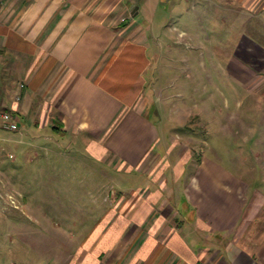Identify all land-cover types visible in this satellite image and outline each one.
Wrapping results in <instances>:
<instances>
[{
  "label": "crops",
  "instance_id": "1",
  "mask_svg": "<svg viewBox=\"0 0 264 264\" xmlns=\"http://www.w3.org/2000/svg\"><path fill=\"white\" fill-rule=\"evenodd\" d=\"M220 3L239 4L245 22L240 48L249 65L230 56L231 68L240 66L235 74L263 89L264 0ZM136 7L135 0H0V108L20 118L17 131L0 123V140L81 143L90 158L144 177V187L117 197L47 264H264L263 107L255 126L226 127L250 144L238 176L204 157L194 163L178 153V142L169 147L150 113L151 41ZM24 151L19 164L25 154L37 156ZM186 176L191 187L172 206L166 192ZM20 256L24 263L13 262L44 264Z\"/></svg>",
  "mask_w": 264,
  "mask_h": 264
},
{
  "label": "rangeland",
  "instance_id": "2",
  "mask_svg": "<svg viewBox=\"0 0 264 264\" xmlns=\"http://www.w3.org/2000/svg\"><path fill=\"white\" fill-rule=\"evenodd\" d=\"M135 1L151 41L153 63L146 93H152L155 106L150 113L166 131L168 146L178 142V153L191 154L194 163L210 159L238 176L239 161L249 153L250 144L235 140L226 127L232 123L241 125L239 130L251 128L262 119L255 110H264V88L258 90L255 82L246 85L236 75L240 66L231 68L229 60L232 56L249 65L241 58L245 22L240 5L233 3L230 10L222 0ZM40 138L27 137L18 147L0 140L3 262L21 263L23 254L32 263L57 261L72 247L71 240L85 235L83 228L117 203V197L144 187V177L90 158L81 143L71 146L60 139L59 145ZM23 150L37 153L35 160L25 154V163L19 164ZM189 180L181 178L166 192L172 206L182 205ZM200 184L207 200L208 185ZM218 185L222 187L219 181Z\"/></svg>",
  "mask_w": 264,
  "mask_h": 264
},
{
  "label": "built area",
  "instance_id": "3",
  "mask_svg": "<svg viewBox=\"0 0 264 264\" xmlns=\"http://www.w3.org/2000/svg\"><path fill=\"white\" fill-rule=\"evenodd\" d=\"M0 123L8 130L17 131L20 129V118L17 114L0 108ZM7 264H17L16 262H9Z\"/></svg>",
  "mask_w": 264,
  "mask_h": 264
},
{
  "label": "water",
  "instance_id": "4",
  "mask_svg": "<svg viewBox=\"0 0 264 264\" xmlns=\"http://www.w3.org/2000/svg\"><path fill=\"white\" fill-rule=\"evenodd\" d=\"M139 6L136 7V9L138 10Z\"/></svg>",
  "mask_w": 264,
  "mask_h": 264
}]
</instances>
